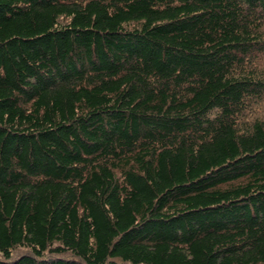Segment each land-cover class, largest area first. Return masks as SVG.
I'll return each mask as SVG.
<instances>
[{
	"label": "trees",
	"instance_id": "16d2710c",
	"mask_svg": "<svg viewBox=\"0 0 264 264\" xmlns=\"http://www.w3.org/2000/svg\"><path fill=\"white\" fill-rule=\"evenodd\" d=\"M0 264H264V0H0Z\"/></svg>",
	"mask_w": 264,
	"mask_h": 264
}]
</instances>
